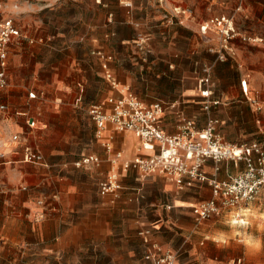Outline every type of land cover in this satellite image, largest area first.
<instances>
[{
    "label": "crops",
    "instance_id": "0c3cea01",
    "mask_svg": "<svg viewBox=\"0 0 264 264\" xmlns=\"http://www.w3.org/2000/svg\"><path fill=\"white\" fill-rule=\"evenodd\" d=\"M124 1L126 0H118L120 7L126 9L122 11L123 9L119 8L115 22H111L110 18L106 19L102 11L103 6L98 7V25L105 40L110 39V42L115 44L114 47H107L106 44L103 48L110 52L113 55L111 57L114 58V61L111 59L108 61L109 72L111 75L113 73L119 82H124L127 85L133 83L135 79L128 74L126 76L119 72L121 67L119 65L125 57L121 53L123 46L131 41L133 35L137 34L135 27L138 26V22L146 23L148 28L151 24L148 22L151 15L153 14L154 18L160 17V15L157 13L155 15L157 11L151 10L148 1H143L138 5L136 0H128L132 3L131 7L124 6ZM156 1L158 3L156 7L159 8L157 10L162 13L164 23L175 22L183 32L197 35L201 43L207 47V51L217 48V35L212 30L205 35L200 34L198 25L213 15L227 13L228 7L233 4L235 6L237 2V0H163L161 3L159 0ZM39 2L37 5L41 4ZM252 2H256V0H252ZM229 3L231 4L229 5ZM133 6L134 9H132ZM141 7L143 10L134 11ZM187 9L191 11L188 13V17L185 14ZM248 15L252 16L250 10H248ZM13 22L18 28L16 22L14 20ZM123 28L126 30L125 32L122 31ZM18 30L20 36L14 37L7 45L6 86L0 88V96L5 97V100L0 102V105L5 107L3 110L0 109V152L4 154L0 164V209L2 211L0 247L3 248L5 245L10 246L12 242H16V239H11L9 235L12 223L14 226L17 225L19 232L22 227L27 226V222L40 227L45 226L49 221H54L56 226H59L62 221H66L70 227L68 233L71 234L82 226L74 223L73 219L79 209L86 211L91 207L90 203L86 207H79V199L87 194L86 184L83 180L99 178L98 190L99 182L105 178L111 167L110 154L105 150L104 142L110 143L112 151H121L123 159H131L135 156L146 157L153 154L151 151L138 150V141L133 134L115 132L110 124L106 125L101 137L96 136L94 122L87 113L88 108L92 105H101L104 111L108 112L111 105L107 100L119 98L123 91L114 89L117 87L116 85L109 88L105 84L104 87L107 89L104 96L98 102L89 105L87 103L90 102L88 100L90 97L87 99L82 97L83 101L81 102L79 101L80 94L76 99L78 90L74 91L73 98H68L67 96L72 91V84L70 85L72 82L66 81L65 77L59 75L58 69H55L54 66L51 67L48 75L40 73L42 59L35 60L33 63L28 62L24 56L26 47H24L23 38L25 36L20 28ZM247 35L264 37L258 33H248ZM149 36L155 39L153 34L150 33ZM38 40L41 41L42 38L39 37ZM29 41L31 42L32 39ZM153 42V46H157ZM243 44L258 49L257 52L254 51L258 55H253V58L264 61V55L261 53L264 50L260 46L250 45L238 38L229 42L225 53L234 61L241 60L240 53L242 50L245 51L244 48H241ZM115 51L118 52L115 53ZM163 57L167 58V56ZM209 57L213 58V54H209ZM99 61L102 67V59ZM72 69L71 71L74 70ZM196 74L194 77L176 82L174 87L177 90L170 95L153 91H147L146 95L142 94L139 89L133 91L140 97L138 99H142L141 101L146 104L156 101L163 103L164 108L159 115L158 122L166 133H176L177 126L183 119H190L197 128H202L209 118H214L218 121L217 131L227 142H257L264 150V112L257 116H251V119L242 120V122H239L236 117L241 108L245 109L248 104L250 106L256 104L255 97L249 96L255 91L254 85H251L254 84V80L250 81L241 75L230 92H221L219 95L214 93L212 87V98L219 99L220 103L228 97L237 99L228 106H215L209 111H205L198 89V79L202 75V69L201 74L199 72ZM161 77L160 74L155 75L156 79ZM241 81L246 83V92L242 89ZM29 93L34 96L30 97ZM31 121L33 126L29 125ZM245 132H248L247 135ZM251 134L260 135L262 139L252 137ZM257 140H262V143L260 144ZM25 150L38 152L42 155L44 162L42 164L24 162ZM89 154L97 156L99 163L83 167L74 166L76 160ZM51 168L56 170V175L48 176L46 174L45 171ZM218 168L217 171H214L213 162L207 161L202 169L207 175H214L217 179L223 180L240 172L243 169V163L221 161L218 163ZM117 169L122 192H127L125 186H136L141 182V178L147 177L146 180L154 182L155 187H161L159 190L165 191L170 197L167 200L165 217L161 223L153 227L161 236L153 237V240L151 237L143 238L146 244L143 257L152 246L160 250H162L161 248L174 250L188 244L186 257L183 258L189 259L192 264H228V248H234L235 243L241 242L243 246H240L239 250L242 248L244 252L243 262L245 259L247 264H264V206L262 203H245L234 210L235 217L245 221L244 230L252 228L258 230L257 236H252L249 233L243 238H240L241 236L236 238L234 235L223 233L217 227L204 228L201 221L196 222L193 209L199 203L212 197L211 187L207 182H194L190 186L179 187L168 175L150 174L143 177L135 169L125 170L120 166ZM77 175L80 179L75 177ZM48 181L49 186L45 187L44 185L46 182L48 184ZM20 187L21 189L25 187L24 191H21ZM47 188L50 189L48 198L42 205H37L35 199L41 194V191ZM262 193L264 194V191ZM15 206L17 207L16 211H14ZM222 210L224 215L221 216V220L230 217V214L233 213L232 210ZM217 218L215 220L213 216L205 220L206 223L210 220H213L212 222L220 221V217ZM82 219L83 222L88 221L89 216L85 215ZM188 220L191 222L189 223ZM204 229L206 230L204 231ZM177 236L183 238V241L181 238L174 241L173 239ZM143 257L140 264L144 263ZM234 258L235 253L232 252L231 263Z\"/></svg>",
    "mask_w": 264,
    "mask_h": 264
},
{
    "label": "rangeland",
    "instance_id": "374dc122",
    "mask_svg": "<svg viewBox=\"0 0 264 264\" xmlns=\"http://www.w3.org/2000/svg\"><path fill=\"white\" fill-rule=\"evenodd\" d=\"M136 1L138 5L148 1L151 10L157 11L155 15L157 13L160 17L154 18L152 14L148 28L146 23L140 22L137 27L134 26L137 34L123 46L121 53L125 57L119 65L121 66L119 72L130 75L135 81L125 85L112 73V77L118 82L114 89L120 92L123 90L121 94L124 96L132 94L139 99L133 90L139 89L146 95L147 91L170 95L177 90L174 87L176 82L194 77L197 75L196 72L201 74V69L209 67L211 85L213 84L214 93L217 95L221 92H230L241 75L250 81L254 80V84L251 85H254L255 91L249 96L255 97L256 104L253 106L248 104L245 109L241 108L238 111L236 117L239 122L264 112V61L253 58V55H258L256 53L258 49L243 44L241 48L245 51L242 50L240 53L241 60L234 61L227 53L223 59H218L217 53L207 51V47L201 43L197 35L183 32L175 22L164 23L162 13L157 10L159 8L156 7L158 5L156 0ZM161 1L163 0H159L160 3ZM38 2L41 4L37 5ZM98 7H102L103 14L107 20L110 18L111 22H115L119 8H122L118 0H8L4 7V16L12 18L25 36L23 43L26 47L24 51L26 60L33 63L42 59L40 73L44 75L50 73L52 66L57 68L59 75L72 82L70 83L72 91L67 97L73 98L74 91L78 90L76 99L81 94L79 101H83L82 97L86 99L90 97L87 105L98 102L104 96L107 89L104 87L105 84L109 88L113 87L105 77L98 52L113 56L103 48L106 44L107 47H114L115 44L110 42V39L105 40L103 32L99 29ZM140 10H143V7L134 11ZM248 10L252 16L248 15ZM227 11L213 16L232 17L235 27L241 33H258L264 36V0L256 2L237 0L235 6L234 4L229 6ZM185 14L189 16L188 13ZM122 31L126 30L123 28ZM138 33L144 40L140 48L135 44ZM150 33L155 39L149 36ZM39 37L42 38L41 41L38 40ZM152 41L157 46H153ZM207 52L213 54V58L209 57ZM261 53L264 55V52ZM111 61H114V58L111 57ZM156 74L162 77L156 79ZM248 89L250 90V87ZM235 99L237 98H224L223 102L227 105L221 102L217 107L228 106ZM4 100L5 97L0 96V102ZM246 133L248 132H245V135ZM251 135L262 139L260 135ZM257 141L262 143V140ZM55 171L51 168L45 172L48 176H53L56 175ZM75 177L80 179L78 175ZM146 178H141V182L136 186H125L127 192L120 190L117 194L107 196H101L97 190L99 178L83 180L87 194L79 199V207H86L89 203L91 207L86 211L79 209L73 219L74 223L82 226L71 234L68 233L70 227L66 221H62L59 226H56L54 221H49L40 227L27 222V226L22 227L19 232L17 225L14 226L12 223L9 235L11 239H16V242H12L10 246L5 245V248L0 247V264H140L146 249L141 232L148 230L147 237H151L152 240L153 237L161 236L153 227L161 223L165 217L167 200L170 199L165 191L159 190L161 187H155L154 182ZM49 181L48 184L45 183V187L49 186ZM20 190L24 191L21 187ZM49 194L48 188L41 191L35 199L37 205H42ZM248 203H262L264 206V194L261 193ZM240 206L243 204L232 208L221 207L217 213L210 216V218L214 216L215 220L220 217V221L215 222L210 220L206 223L205 219H197L195 214L196 222L201 221L204 228L217 227L223 233L234 235L236 238L240 236L243 238L249 233L257 236V229L244 230L245 221L235 217L234 210ZM222 209L232 210L233 213L221 220V216L224 215ZM16 210L15 206L14 211ZM1 214L0 209V216ZM85 215L89 216V220L83 222L82 217ZM177 238L181 237L177 236L173 240L177 241ZM187 245L180 249H170L176 256L177 264H192L189 259L183 258L188 251ZM234 246L228 248V264H247L245 259L244 262L242 260L244 256L242 248L239 250V247L243 246L242 243L237 242ZM232 252L235 253V258L231 263Z\"/></svg>",
    "mask_w": 264,
    "mask_h": 264
},
{
    "label": "built area",
    "instance_id": "2783aa9c",
    "mask_svg": "<svg viewBox=\"0 0 264 264\" xmlns=\"http://www.w3.org/2000/svg\"><path fill=\"white\" fill-rule=\"evenodd\" d=\"M8 0H0V88L6 86L5 66L6 49L14 37L20 33L12 18L4 16V7ZM132 3L124 1V6L131 7ZM186 13L191 11L187 9ZM214 31L218 37V48L210 51L217 53L218 59L225 57V50L229 42L238 38L250 45L260 46L264 50V37L250 36L241 33L234 25L232 17L213 16L198 26L200 34ZM138 34L135 44L140 48L143 38ZM102 59V68L106 79L115 86L117 82L108 68L111 56L98 53ZM246 92V83L241 81ZM199 94L202 98V107L209 111L220 104L219 99L212 98L210 69L204 67L198 79ZM30 97L34 95L29 93ZM111 105L108 112L101 105H92L87 113L94 122L96 136L101 137L102 131L110 124L115 132H128L138 141V150L153 152L150 156H135L123 159L121 151H112L109 142H104L105 150L110 154V170L98 184L101 196L117 194L121 189L118 166L123 169H135L141 176L150 174H164L172 177L179 187L190 186L194 182H207L211 187L212 197L199 203L194 209L197 219H206L217 213L221 207H236L255 200L264 191V150L257 142L230 143L224 140L217 131L218 121L209 118L202 128H197L190 119H183L177 126L174 134L166 133L159 125L158 118L163 111V103L156 101L146 104L136 96L121 95L119 98H109ZM0 105V109H4ZM33 126V122H29ZM4 154L0 152V164ZM23 161L42 164L43 157L38 152L25 150ZM207 161L213 162V170L217 171L218 163L230 161L243 163V169L235 175L219 180L214 175H207L203 166ZM99 159L94 155H83L74 162L75 167L96 165ZM25 187H23L24 189ZM40 203V202H39ZM220 204V205H219ZM149 231L141 232L147 238ZM142 264H176V256L170 250L161 251L152 246L144 255Z\"/></svg>",
    "mask_w": 264,
    "mask_h": 264
},
{
    "label": "bare ground",
    "instance_id": "6f19581e",
    "mask_svg": "<svg viewBox=\"0 0 264 264\" xmlns=\"http://www.w3.org/2000/svg\"><path fill=\"white\" fill-rule=\"evenodd\" d=\"M116 86H118V84H116ZM123 91V90H122Z\"/></svg>",
    "mask_w": 264,
    "mask_h": 264
}]
</instances>
